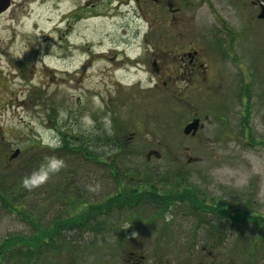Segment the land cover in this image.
Instances as JSON below:
<instances>
[{"label":"rangeland","instance_id":"374dc122","mask_svg":"<svg viewBox=\"0 0 264 264\" xmlns=\"http://www.w3.org/2000/svg\"><path fill=\"white\" fill-rule=\"evenodd\" d=\"M262 1L170 0L162 16H147L157 26L150 32L125 28L126 17L110 12L107 2L103 16L85 24L74 16L67 26L58 22L48 1L13 21L0 18V170H7L8 183L41 150L37 145L56 144L61 132L87 134L95 125H115L124 137L135 136L124 164L155 175L184 169L208 196L248 199L264 214V19H256ZM78 2L60 0L58 9ZM159 30L162 40L154 38ZM193 49L198 70L182 74L187 58L176 52ZM193 117L200 127L183 133ZM87 170L79 183L92 184L90 195L115 188L108 173ZM32 181L14 206L25 204L42 221L65 210L62 196L46 201L52 186ZM146 208L138 216L153 212ZM127 216L115 233L70 235L71 257L55 252L47 255L50 261L43 256L33 264H126L131 249L143 253L144 264H264V240L254 244L252 225L226 230L223 243L211 246L201 235L191 240L193 219L182 208L169 232ZM29 227L0 204V239Z\"/></svg>","mask_w":264,"mask_h":264},{"label":"trees","instance_id":"16d2710c","mask_svg":"<svg viewBox=\"0 0 264 264\" xmlns=\"http://www.w3.org/2000/svg\"><path fill=\"white\" fill-rule=\"evenodd\" d=\"M114 126L102 129L95 125L87 134L61 132L56 144L37 145L41 150L32 156L31 163L28 162L22 171L15 173V180L12 174V183L6 180L7 170H0L1 208L15 212L30 226L26 231L9 232L0 239V264H33L40 257L55 252L71 257L74 254L70 248V235L75 234L81 239L86 233L103 235L107 230L115 233L117 222L126 215L134 222L136 220L132 218L143 219L147 226L159 223L168 228H165L167 232L174 231V215L181 208L193 219L191 240H197V235H201L211 246L220 245L226 230L250 225L256 228L255 231L252 229L256 234L254 244L259 245L258 242L264 240V214L253 209L248 199L232 203L222 197L208 196L188 178L184 169L155 175L152 171L145 173L124 164L126 156L123 155L133 150L127 142L134 141L135 136L129 134L125 138ZM41 152L42 156L39 155ZM146 157H149L148 153ZM92 169L98 174L99 169L108 173L115 188L102 196L90 195L92 184H87L86 179L79 183V179L81 176L86 178L84 170L89 174ZM50 177L56 179L52 185L49 184ZM97 177L95 181L100 175ZM35 179L45 187L52 186L53 191L47 194L46 201L52 195L62 196L65 205L62 213H54L42 221V214L34 213L25 204L20 203V208L13 205L19 203L23 189L33 187L32 180ZM34 188L35 191L40 189ZM44 204L46 209L50 207L48 202ZM148 205L153 212L142 215L143 218L138 216V210L145 211ZM165 213H170L172 219L165 220ZM46 260L50 261V258Z\"/></svg>","mask_w":264,"mask_h":264},{"label":"flooded vegetation","instance_id":"af4514ba","mask_svg":"<svg viewBox=\"0 0 264 264\" xmlns=\"http://www.w3.org/2000/svg\"><path fill=\"white\" fill-rule=\"evenodd\" d=\"M47 1L49 2L51 6H53L54 4L53 6L54 9L52 10L53 12H55V10L59 12L58 22H61V21L63 22L64 20H66V26L68 25L69 18L72 16H74V21H76L77 23H82V24H85L87 19L89 18L102 17L104 13V7H103L104 3L107 2L110 5V12L114 11V12L122 13V16L126 17L127 20L124 22L126 24L124 25L125 28L131 27L132 30H136L138 32L142 30L145 32H150L152 30L154 31L157 28V26L155 25V21L153 22L149 21L147 19V16H153V17L159 16L160 17L162 16V13L165 12L168 9V7H170V0H167V2L166 0H147V1L152 2V5L150 6L145 4V2H147L145 0H90L89 2L87 0H79L78 4L73 6L69 10H60L58 9L60 7V0H0V18L6 17L13 21L14 18L19 13H22L24 11V9L27 8L29 11V9H33L32 8L33 5L37 6L39 4H44ZM260 5H261V8L264 7V1L260 2ZM174 9L177 10V8H174ZM174 9L170 8V10H174ZM86 12H88V15H86ZM258 14H256V19H261V20L264 19V18L258 17ZM128 16H130V18ZM66 26H62V27L66 28ZM157 33L158 35L154 36V38L157 37L159 40H162V37L160 36L161 30L157 31ZM64 38L58 36L59 40L64 39ZM58 43H61V42L59 41ZM68 43L70 42L68 41ZM63 44L65 43L63 42ZM157 50L162 51L159 48H157ZM157 52L158 51L153 50V53H157ZM163 52L169 53V51H165V50H163ZM175 52L171 53V57L175 55ZM176 54L181 56L182 58H187V62L185 63L184 67H182L181 69L182 74L183 73H188V74L194 73L195 71L198 70L197 64L195 62V57L197 54L196 49H193L192 51L178 50ZM84 62L85 61H83V63ZM154 63H156V61H154ZM79 69L81 70V68ZM62 70H65V69H62ZM241 88L242 89H239V93L243 94L245 89L243 87ZM124 257H125L126 264H144V262L146 261V258L143 255V253H139L137 250H132V249L128 250L124 254Z\"/></svg>","mask_w":264,"mask_h":264},{"label":"water","instance_id":"95a60500","mask_svg":"<svg viewBox=\"0 0 264 264\" xmlns=\"http://www.w3.org/2000/svg\"><path fill=\"white\" fill-rule=\"evenodd\" d=\"M258 17L264 18V8H262L260 13L258 14ZM198 125H199V118L194 117L191 121H189L188 123L185 124V126L183 127V132L185 134H187V133H192L193 134L196 131V129L198 128ZM18 152H19V150L16 149L11 154V158L14 157L15 155H17Z\"/></svg>","mask_w":264,"mask_h":264},{"label":"clouds","instance_id":"9594fccd","mask_svg":"<svg viewBox=\"0 0 264 264\" xmlns=\"http://www.w3.org/2000/svg\"><path fill=\"white\" fill-rule=\"evenodd\" d=\"M164 219H165V220H171V219H172L171 214H170V213H165V214H164Z\"/></svg>","mask_w":264,"mask_h":264}]
</instances>
